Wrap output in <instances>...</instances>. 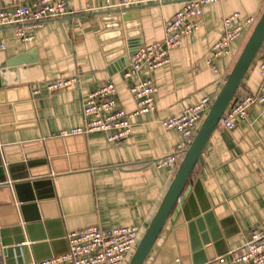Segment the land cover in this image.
Listing matches in <instances>:
<instances>
[{
    "label": "crops",
    "instance_id": "obj_1",
    "mask_svg": "<svg viewBox=\"0 0 264 264\" xmlns=\"http://www.w3.org/2000/svg\"><path fill=\"white\" fill-rule=\"evenodd\" d=\"M105 1L66 0L72 14L45 22L31 32L30 41L17 38L12 27L0 28L5 58L30 53L39 69L29 73L43 79L1 90L4 264H28L32 258L62 254L67 233L89 226H136L145 231L181 160L156 167L183 142L177 131L164 129L161 122L218 95L252 31L245 28L230 44L229 54L213 61L212 69L207 58L222 34L223 17L238 13L258 19L264 9V0H218L205 6L199 29L170 52L169 64L139 74L155 83L154 109L134 118L124 141L110 143L102 133L60 138L62 132L83 125L86 95L104 83L114 85L121 108L134 110L129 88L135 79L122 76L132 58L123 33L141 46L161 42L164 23L182 5L172 1L128 10L130 17L123 23L127 32L121 27L119 39L115 31L103 28L99 13L115 11L97 10ZM11 2L0 0V6L9 8ZM258 53L240 94L259 91L264 42ZM69 77L77 79L74 86L46 90L48 82ZM188 185L177 217L165 223L144 264H218L219 257L228 259L264 226V105H253L247 119L237 121L232 131L215 129Z\"/></svg>",
    "mask_w": 264,
    "mask_h": 264
},
{
    "label": "built area",
    "instance_id": "obj_2",
    "mask_svg": "<svg viewBox=\"0 0 264 264\" xmlns=\"http://www.w3.org/2000/svg\"><path fill=\"white\" fill-rule=\"evenodd\" d=\"M172 1H181V7L173 17L163 25L161 42L141 46L133 53L129 67L123 73V79H135L130 86L135 108L126 111L116 101V90L107 82L86 95L82 106V126L62 132L60 138L88 133H102L110 143H120L127 139L137 116L145 115L154 109L155 83L151 78H141L143 71L152 72L170 62V52L178 47L181 40L196 32L205 6L218 0H119L112 4L110 0L97 10H115L124 14L128 10L148 4L164 5ZM72 13L66 0H12L9 8L0 6V28L12 27L15 36L22 41L32 39V31L39 29L45 22L69 17ZM257 19L253 16L241 17L238 13L222 19V34L215 41L207 58V64L213 69V61L229 54L230 44L237 40L245 28L252 29ZM5 44L0 43V51ZM262 79L257 93L238 94L220 118L219 126L232 131L237 121L247 119L253 105H264V60L258 65ZM75 77L50 81L45 88L48 92H57L74 86ZM213 101L203 98L198 104L183 110L181 115L164 119L161 124L166 130H175L182 137L174 153L156 163L157 168L175 165L190 145L197 129L209 111ZM5 184V182H3ZM2 183V184H3ZM67 251L31 264H125L129 255L140 241V230L136 226H122L104 229L97 225L72 231L66 235ZM3 246L0 240V264ZM218 264H264V226L253 231L245 245L229 253V258L221 256Z\"/></svg>",
    "mask_w": 264,
    "mask_h": 264
},
{
    "label": "water",
    "instance_id": "obj_3",
    "mask_svg": "<svg viewBox=\"0 0 264 264\" xmlns=\"http://www.w3.org/2000/svg\"><path fill=\"white\" fill-rule=\"evenodd\" d=\"M99 15L101 21L103 22V28L105 31H115L119 39L121 38V33L119 32L121 27H123L125 32H127V27L126 25H123V23H126L127 18L130 17L129 13L119 14L117 11H114L103 13L100 12ZM109 21L112 23L109 24ZM123 34L125 35L127 47L130 49V52H132L133 55L136 49L141 46V43H133V40L129 38L127 33ZM263 42L264 9L254 24L239 57L228 74L218 95L213 100L208 113L197 129L190 145L183 153V156L181 157L180 163L177 166L174 177L163 197V200L159 205L155 215L146 227L128 264H144L165 223L169 219L173 221L177 217L184 198L189 192V178L196 164L198 163L209 138L218 127L221 116L228 106L234 102L235 95L241 86V82L246 72L250 68L253 60L255 59L258 51L260 50ZM131 43L133 44L131 45ZM36 62V57H32L30 53L19 54L15 57L6 59L4 52L0 51V107L5 105V99L1 90L43 80H37V77L35 78L33 77V74L31 75V73H29L30 71L39 69V66ZM4 182H6V180ZM0 240L4 252L6 248L4 247L1 236ZM12 248L14 249L16 247ZM17 248L20 249L21 247ZM32 261L38 262L40 260L32 258L28 264H31Z\"/></svg>",
    "mask_w": 264,
    "mask_h": 264
},
{
    "label": "trees",
    "instance_id": "obj_4",
    "mask_svg": "<svg viewBox=\"0 0 264 264\" xmlns=\"http://www.w3.org/2000/svg\"><path fill=\"white\" fill-rule=\"evenodd\" d=\"M261 49V48H260ZM260 51V50H259ZM258 51V52H259ZM259 53H257V55H258ZM256 55V56H257ZM262 60H264V55H263V57L262 58H260V61H262ZM238 94H240L239 92H237V95ZM237 95H235V96H237ZM218 127H220L219 125H218ZM183 156V155H182ZM143 233H144V231H140V238L142 237V235H143ZM134 252V251H133ZM133 252L129 255V257H128V259H127V261H126V263L125 264H128V262H129V260H130V258H131V256H132V254H133Z\"/></svg>",
    "mask_w": 264,
    "mask_h": 264
}]
</instances>
